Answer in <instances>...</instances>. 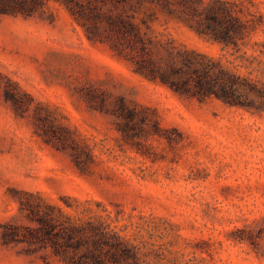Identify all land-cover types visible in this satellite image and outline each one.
Listing matches in <instances>:
<instances>
[{
  "label": "rangeland",
  "instance_id": "rangeland-1",
  "mask_svg": "<svg viewBox=\"0 0 264 264\" xmlns=\"http://www.w3.org/2000/svg\"><path fill=\"white\" fill-rule=\"evenodd\" d=\"M73 1L75 16L55 0L28 15L0 13V72L32 98L22 115L0 102V264H60L3 234L16 226L27 235L45 212L88 217L103 206L166 219L192 240L159 239L179 253L157 264H264L231 237L263 223L264 111L183 97L137 73L109 43L90 40V7L103 12L102 27L107 15L131 18L163 60L174 48L230 67L234 57L159 0ZM243 1L250 11L239 16L257 23L251 55L264 42V0ZM240 73L264 83V55Z\"/></svg>",
  "mask_w": 264,
  "mask_h": 264
},
{
  "label": "trees",
  "instance_id": "trees-1",
  "mask_svg": "<svg viewBox=\"0 0 264 264\" xmlns=\"http://www.w3.org/2000/svg\"><path fill=\"white\" fill-rule=\"evenodd\" d=\"M49 1L0 0V13L28 15ZM55 1L64 3L76 15L75 1ZM159 1L170 15L188 25L198 35L222 45L223 50L234 57L227 60L232 66H227L222 58L175 48L163 60V57L153 54L151 44L131 18L107 15L109 27H102L103 12L91 7L90 40L109 43L118 55L132 61L137 73L168 85L183 97L200 100L216 97L230 107L264 111V83L240 73L241 67L254 65L264 55V42L257 43L256 54L249 55L244 49L247 47L248 34L257 27L256 22L250 23L239 16V13L250 11L245 2ZM30 99L28 93L0 72V102L4 100L10 103L14 111L22 115L31 109ZM125 214L122 211L114 213L105 206L100 212L90 209L88 217L45 212L36 219L37 227H27V235L22 234L18 227L11 226V231L4 233L3 239L5 243H11L23 238L30 244H37L44 250H50L60 264H157L177 260L179 252L173 250L171 241L159 243V239L184 238L179 233L174 234L171 228L163 227L169 224L175 228V223L143 215L133 220V215L124 217ZM235 232L237 234L231 236L235 242L252 245L264 259V219L258 228L237 229ZM192 243V240H188V245ZM200 251L203 253L206 249L201 248Z\"/></svg>",
  "mask_w": 264,
  "mask_h": 264
}]
</instances>
